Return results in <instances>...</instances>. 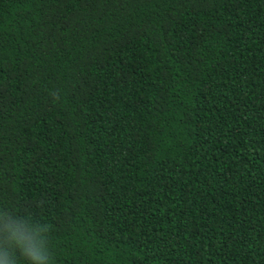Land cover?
Segmentation results:
<instances>
[{
  "label": "trees",
  "instance_id": "trees-1",
  "mask_svg": "<svg viewBox=\"0 0 264 264\" xmlns=\"http://www.w3.org/2000/svg\"><path fill=\"white\" fill-rule=\"evenodd\" d=\"M0 264H264V0H0Z\"/></svg>",
  "mask_w": 264,
  "mask_h": 264
}]
</instances>
